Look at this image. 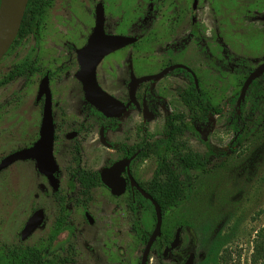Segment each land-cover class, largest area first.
Returning <instances> with one entry per match:
<instances>
[{
    "label": "rangeland",
    "instance_id": "374dc122",
    "mask_svg": "<svg viewBox=\"0 0 264 264\" xmlns=\"http://www.w3.org/2000/svg\"><path fill=\"white\" fill-rule=\"evenodd\" d=\"M46 1L39 25L0 61V81L15 64L28 58L39 70L30 80L19 78L0 86V156L35 138L41 120V106L35 103V96L45 71L50 73L54 125L60 128L54 150L60 168H67L75 146L81 148V165L93 171L112 155L98 144V128L92 123L81 87L73 77L77 70L75 50L91 32L94 7L101 2L106 32L127 29L124 35L138 40L99 64L97 78L103 89L126 100L129 68L135 75H153L171 62L187 65L199 76L205 90L217 92L215 100L221 114L210 116L204 128L187 123L190 130L181 139L192 151L207 154L209 163L204 173H188L184 178L191 186L188 199L180 208L166 213L167 217L186 223L180 249L189 248L194 253L193 264H264V125L250 133L240 146L230 147L233 132L226 127L225 119L237 89L231 75L219 78L218 70L199 53L196 42L202 32L209 52L215 43H223L234 60L256 66L264 60V36L254 51L247 49V42L251 37L264 35V0H237L242 12L227 7L226 0ZM256 2L263 3L261 10L251 9ZM222 30L228 36L227 43L220 35ZM189 83L179 74L148 83L147 90L162 101L157 106L158 116L147 122L141 114L127 111L117 120L116 129L108 132V141L132 146L141 138L150 142L163 137L167 116L187 113L177 88ZM78 123L92 124L94 129L85 141L84 132L66 140L65 134ZM165 156L174 164L170 153ZM155 164L154 157L135 164L136 177L149 180ZM59 194L70 198L69 206L76 197V188L66 176L60 179ZM50 196V188L35 173L31 162L28 173L22 161L2 172L0 245L18 242L30 210L37 207L45 209L46 223L23 243L32 245L46 238L55 214ZM81 201L68 218L73 231L66 230L56 238L52 253L61 254L73 245L80 255L78 264H138L143 245L139 235L129 231L132 217L99 189L91 192L89 201ZM84 211L93 219L92 224L85 221ZM140 218L150 231L153 218L147 206ZM149 256L147 264H172L169 257L160 263L155 255Z\"/></svg>",
    "mask_w": 264,
    "mask_h": 264
},
{
    "label": "trees",
    "instance_id": "16d2710c",
    "mask_svg": "<svg viewBox=\"0 0 264 264\" xmlns=\"http://www.w3.org/2000/svg\"><path fill=\"white\" fill-rule=\"evenodd\" d=\"M46 3V0H28L19 32L7 53L31 33L34 26L39 25L38 22L42 19ZM232 5L240 12L244 11L242 7L236 6V0H229L227 6L230 7ZM262 7V2H256L251 9L261 10ZM35 23L37 24L35 25ZM196 27L199 26L197 25ZM116 32L125 34L126 30L117 29ZM225 33L222 30L220 35L223 37L224 43H227L225 38L228 36ZM212 38L215 40V35ZM259 38L260 36L258 35L257 38L251 37L248 39L247 49L254 51L257 48ZM196 42L199 53L208 60V64L212 68L218 70L220 79L227 75H231L233 78L237 90L234 91V97L230 100L225 124L233 132V140L230 147L235 148L240 146L250 133L264 125V74L250 84L244 101L238 104V90H240L245 78L255 66L250 65L247 61L234 60L223 43H215L213 51L209 52L207 48L208 42L204 40L202 32ZM35 73H37L35 66L25 59L12 67V70L0 81V86L9 84V82L19 77L30 78ZM173 74L182 75L190 82L185 88H177L178 97L186 108L187 113L170 115L162 130L163 137L146 143L143 150L145 157L152 155L156 159L152 176L143 183V189L157 202L163 216L170 210L180 208L188 199L191 186L184 180V178L187 179L188 173L191 171L204 173L207 171L209 163L207 154L194 152L186 142L181 141L184 134L190 130L186 120H189L188 123L192 127L204 128L208 125L210 116L220 115L222 111L215 100L217 92L205 90L197 74V88L192 76L185 70L177 69L169 75ZM149 99L148 94H146V103L148 105L150 103ZM93 112L100 116L96 110L93 109ZM166 153H170L174 164L166 158ZM173 166L175 169H173ZM93 175L99 182L97 173H93ZM80 176L83 182L92 183L93 181L90 177H83L82 174ZM144 202L152 218H154L151 203L146 199ZM175 227L185 229L186 225L182 221H176L170 226L163 222L161 235L152 246V250H155L159 257H161L163 247L167 246L172 240V233ZM39 253L36 248L28 247V245L21 242L11 245H0V264H44L39 257ZM184 255L185 253L177 251L175 264H182Z\"/></svg>",
    "mask_w": 264,
    "mask_h": 264
},
{
    "label": "flooded vegetation",
    "instance_id": "af4514ba",
    "mask_svg": "<svg viewBox=\"0 0 264 264\" xmlns=\"http://www.w3.org/2000/svg\"><path fill=\"white\" fill-rule=\"evenodd\" d=\"M98 3H101V2H98ZM227 3H229V0H226V3H225L226 6H227ZM96 5H95V7H96ZM236 6L240 7L238 5L237 0H236ZM95 7H94V10H95ZM102 7H103V4H102ZM229 8L235 9V7H233V5L230 6ZM103 11H104V7H103ZM93 16H94V21H95V15L93 14ZM92 29H93V27H92ZM92 29H91V31H92ZM124 30L127 31V29H124ZM104 31H105L106 34L130 36L128 34L124 35L122 33L116 32V31L114 33H108V32H106V30H105V16H104ZM90 34H91V32L88 34V36L85 39L82 40V43H81L82 46L81 47H83L86 44L87 39L90 36ZM259 36L262 37L264 35H261L260 34ZM131 37H134V36H131ZM137 41L138 40H136V42ZM136 42L134 44H136ZM134 44H132V45H134ZM129 46H131V45H129ZM126 47H128V46H126ZM80 48L77 47L76 50H78ZM124 48L119 49V50H123ZM76 50H75V61H76L77 70H78L79 66H78L77 59H76ZM119 50H117V51H119ZM117 51H115V52H117ZM113 53H111V54H113ZM111 54H109V55H111ZM109 55H107V56H109ZM107 56L104 57L102 59V61L105 58H107ZM28 60H29L30 63H32L34 65V60L32 58H28ZM262 62H260V63H262ZM99 64L96 67V80H97V83H98L99 87L104 92H106L107 94H109L111 97L115 98L116 100L120 101L122 104L125 105L128 102V100H129L128 83H129L130 71H132V69L129 68L130 70H129V73H128L127 99L126 100H121L118 97H116L113 94H111L108 91H106L105 89H103L102 86L100 85V83L98 81V78H97V68H98ZM179 64H181V65L185 66L186 68L190 69L187 65H184L182 63H179ZM259 64H257L256 66H258ZM172 65H176V64H172L171 62H169L166 65H164L161 70H163L164 68H167L169 66H172ZM35 68L37 70V73H39V70L37 69L36 66H35ZM77 70L75 71V73L77 72ZM180 70H183V69H180ZM173 71H171V72H173ZM37 73H35L34 75H31L30 78H24V77H19V78H24L26 80H30L31 77L35 76ZM170 73H168L167 75H169ZM74 74H73V77H74ZM46 75L48 77V85H49L50 73L48 71H45L44 72L41 80ZM133 75L136 78L142 77L141 75L140 76L139 75H135L134 72H133ZM144 76H146V75H144ZM19 78H16L15 80H17ZM74 79H75V77H74ZM15 80H13V81H15ZM13 81H11V82H13ZM11 82H9V84ZM39 83L37 85V91H36V96H35V103L36 104H39L41 106V116H42V109H43V100H44V97H41L38 101H36ZM148 83H152V82L140 83L136 87L134 97H135V101L138 104V107H136L135 105L132 104L127 109V111H135L137 114L138 113L141 114V117L143 119H144L143 112H142L143 101L145 102V105H146L148 111L153 115L154 118L158 116V108H157L158 104L162 103V101H160L159 99H157L154 95L151 94L150 91L147 90ZM6 85H8V84H6ZM79 85H80L81 91H82V86H81L80 83H79ZM178 88H181V87H178ZM49 90H50V87H49ZM239 92H240V90H239ZM50 94H51V90H50ZM82 94H83V91H82ZM146 94H148V96L150 98L149 99V102H150L149 105L146 103ZM83 100L86 103V106L89 109V112L92 114V118H93L92 119L93 120L92 123L95 125V127L98 128V130H97V137H96L98 144L100 146L104 147L106 150L110 151L112 155H109L108 156L107 161L104 162V163H102V165L100 166V168L98 170L93 171V170L87 169V168H85V167H83L81 165V158H80L81 148L79 146H75L71 150V152H70V156H69V160H68V163L69 164H68L67 168L66 169L60 168V166L58 165V163L56 161L55 155H54L55 154V152H54L55 145H56V141H57L56 140V137H57V134L60 132V128L58 126H55L54 125V121H53V128H54L53 156H54V159H55L57 168H58L57 172L54 174V177L57 180V185H58L57 189L54 190L52 188V186L50 185L49 181L47 180V178L45 176L39 174L38 171L36 170V168H35V173L39 177H41L42 180L46 183V185L50 188V191H51V196L50 197H51V201H52V203L54 204V207H55V210H54V213L55 214H54V218H53V221H52V224H51L50 234L46 238H43V239L37 241L36 243H34L32 245H28V247L36 248V251H39L40 252L39 253V257H40L41 261L44 264H49V263H51V264H78L77 261H79V259H80L79 256L80 255H79V252L77 251V249H76L75 246H73V245L70 246L69 245L67 248H65V250L62 251L61 254H57V255H55V254L52 253L51 247H52L53 243L55 242L56 238L59 235H61L64 231H66V230L73 231L71 229V227L69 226V221H68V218L70 217V214L72 212V209L76 205L81 204L82 203V201H81L82 199H84L85 201H89L91 192L93 190L99 189V190H102L106 194V196L108 197V199L112 203H114L118 208H121L125 212L126 215L132 217L133 223L130 226L129 231L132 232V233H134L135 235H139V239L142 241V245H143L142 246V249H141V252H140V257H139V262H140V258H141L142 251H143V249L145 247V244H146L147 240L149 239V236H150V234H151V232H152V230L154 228V225H155V215H154V218H153V223H152V226H151V230L149 231V229L147 230L146 228H144L143 218H140V215L143 214V212L145 210L146 204L144 202L145 197L139 191V189L142 190V191H144V189H143V183L145 181H140L136 177L134 167H135V164H137L138 162H140V161H143L144 162L145 159H147L149 157H154L152 155H149L148 157H145L144 154H143L144 147H145L146 143H149V141L145 142V140H143V138H141L140 140H138L132 146H126V145H123V144L114 145L112 142L108 141L107 134H108L109 131L116 129L117 120L119 118H114V117L107 118V117H104L94 107L90 106L85 101L84 95H83ZM92 108L94 110H96L100 114V116L97 115V114H95L93 112V109ZM51 109H52V94H51ZM170 115H172V114H170ZM169 116H167V119H168ZM52 118H53V112H52ZM167 119H166V121H167ZM40 122H41V120H40ZM188 122H189V120H186V123H188ZM39 127H40V124H39ZM93 129H94V126L92 124L91 125H88V124L87 125L86 124L83 125L82 123H78L75 127L72 128V130L69 133H66L65 134V139L66 140H72L74 137H76V136L80 135L82 132H84V139L83 140L85 141L87 139V135ZM101 131H102V136H101ZM38 135H39V129H38V132H37V134H36V136H35V138L33 140H31L30 142H28V140H27L26 142H24V144H22V147H20V148H12V149L8 150V152H7L6 155H1L0 156V163H1V161L5 157H7L10 154H12V153H14V152H16L18 150L28 149V147H30L38 139ZM102 137H103V141L104 142L101 141V138ZM152 141H154V140H152ZM152 141H150V142H152ZM7 142L8 141H6V144H7ZM123 160H129L128 167H124V169L119 174V178L123 180L124 191H123V193H121L118 196L112 195L110 189L108 187H106L101 182V179H100V171L103 168H110L111 166H113V164H115L117 162H120V161H123ZM17 162H21V161H16V162L10 164L9 166H7V167H5L3 169H0V174H2V172H5L13 164H17ZM22 162H24L25 165L27 166V173H28V162H31L35 166V163L32 160H28L27 159V160H24ZM155 162H156V159H155ZM174 166H173V169H175ZM93 173H97L98 178H99V182H97V180L95 179ZM80 174H82L83 177H86V178L87 177H90V178H92L93 179L92 183H90V182H83L81 180ZM129 175L133 179V181L135 182V184L137 186H133L131 184ZM64 176H66V178L68 179L69 184H71V185L73 184L75 186V188H76V197L75 198L73 197V199H72V201L70 203V206L68 205L69 204V201H70V198H67L64 195L63 196H60V194H59L60 179L62 177H64ZM28 187H29V184H28V174H27V176H26V188H27V190L30 189ZM41 189L43 190L44 187H41ZM38 210H41L42 211V216H43L42 223H41V225L38 228H36L28 236V239L31 237V235H33V233L37 229H39L42 225H44L46 223L47 218H46V211H45V209L44 208H41V207H37V208H32L30 210V212L28 214V217H27V219L24 222V225H25L26 221L32 216V214L34 212L38 211ZM153 212H154V209H153ZM87 215L92 220L91 223L89 222V220L87 218ZM83 216H84L85 221L88 224H92L93 223V219L91 218V216L88 214L87 211H84ZM163 222L166 225H169L170 226L171 224H173L176 221L174 219H172V218L167 217L166 214H165L164 216L162 215L161 229H162ZM24 225H23V227H24ZM185 225H186V223H185ZM178 228H180V232H179V244H178V246L175 249H172L170 251H167L166 256L164 257L163 256V253H164L165 249L170 246V243L174 239L175 233H176V231H177ZM185 229H186V227H185ZM185 229H183L182 227H175L174 228L173 233H172V240L168 243L167 246L163 247L162 252H161V257H159L157 255V253H156L155 250H152V246L156 242V240L160 237L159 236L154 241V243L152 244V246L150 248V251H149V254H148V257H147V262L150 259V256L149 255L150 254H153V255L156 256V258L158 259V261L160 263H162L164 261V259H167L169 257V258L172 259V264H175V262H176L175 259L177 257V251H180V252L185 253V255L182 257V264H185V262H186V260H187V258L189 256V254L191 253L190 250H189V248H185L183 250L180 249V243H181L180 236H181V231L182 230H185ZM146 232H147V234H146ZM160 235H161V233H160ZM24 241H22L20 239V233H19V240H18L17 243H19V242L23 243ZM194 258H195V255H194ZM88 262H90V261H88ZM139 262H138V264H139ZM147 262H146V264H147ZM90 263H92V262H90ZM105 264H107V263H105Z\"/></svg>",
    "mask_w": 264,
    "mask_h": 264
},
{
    "label": "water",
    "instance_id": "95a60500",
    "mask_svg": "<svg viewBox=\"0 0 264 264\" xmlns=\"http://www.w3.org/2000/svg\"><path fill=\"white\" fill-rule=\"evenodd\" d=\"M28 0H0V61L5 56L19 32L24 12ZM95 21L90 36L86 44L76 50V59L78 70L74 74L75 79L81 84L85 101L94 107L104 117L120 118L127 111L130 105L138 107L135 101V90L138 84L146 82H156L168 73L176 69L186 70L193 78L195 87L197 88V80L195 74L185 66L176 64L164 68L157 74L146 75L136 78L130 71L128 90L129 100L124 105L120 101L111 97L104 92L98 85L96 80V67L107 55L132 45L136 42L135 37L106 34L104 31V11L101 3H98L94 10ZM264 74V61L256 66L245 78L239 92L237 103L244 101L246 92L250 84ZM41 97L43 100V109L41 122L39 127L38 139L28 149L18 150L7 157L0 163V169H3L16 161L32 160L39 174L45 176L54 190L57 189V180L54 174L58 168L53 156L54 128L51 109V94L48 85L47 75L43 77L38 86L36 101ZM143 117L147 122L154 119L153 115L148 111L145 102L142 107ZM102 136V131H101ZM103 141V137L101 138ZM129 160H123L113 164L110 168H103L100 171L101 182L110 189L112 195H120L124 191L123 180L119 178L120 172L124 167H128ZM131 184L137 186L130 177ZM145 199L150 201L154 209L155 225L142 251L139 264H146L150 248L154 241L160 236L162 212L155 200L150 195L139 189ZM89 222L92 220L88 217ZM43 220L42 211L38 210L26 221L24 227L20 231V239L24 241L28 236L38 228ZM179 232L177 229L174 239L170 246L165 249L163 256L167 251L175 249L179 244ZM194 254L191 252L185 264H193Z\"/></svg>",
    "mask_w": 264,
    "mask_h": 264
}]
</instances>
